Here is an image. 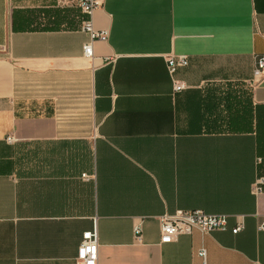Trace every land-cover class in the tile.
Instances as JSON below:
<instances>
[{"label":"crops","instance_id":"0c3cea01","mask_svg":"<svg viewBox=\"0 0 264 264\" xmlns=\"http://www.w3.org/2000/svg\"><path fill=\"white\" fill-rule=\"evenodd\" d=\"M83 18L0 0V264H77L94 227L97 264H264V0H102L93 57ZM196 209L229 227L161 242Z\"/></svg>","mask_w":264,"mask_h":264},{"label":"built area","instance_id":"2783aa9c","mask_svg":"<svg viewBox=\"0 0 264 264\" xmlns=\"http://www.w3.org/2000/svg\"><path fill=\"white\" fill-rule=\"evenodd\" d=\"M63 3L74 4L81 8L84 15L82 29L90 35V41L84 45V54L87 57H93V42L96 39L107 40L108 32L97 30L93 23V13L96 8L102 4V0H62ZM189 59L187 55H170L167 58V64L172 77L180 67L187 66ZM255 78H264V55L261 56L254 70ZM175 91L183 90L186 85L173 78ZM9 142L14 140L12 135L6 138ZM260 160V158H259ZM264 192V175H260L253 183V193L258 195ZM161 222V242L167 243L177 239L179 234L191 233L194 228H198L205 233H211L214 230H225L229 227V216L226 214H207L203 210H178L174 214H163L160 216ZM244 227V220L237 219L233 233L240 232ZM259 229L264 231V215H262ZM142 228L138 224L135 226V233L141 235ZM99 247V232L96 227L92 230L85 231L82 236L77 255V264H97ZM205 255V250L201 251Z\"/></svg>","mask_w":264,"mask_h":264}]
</instances>
